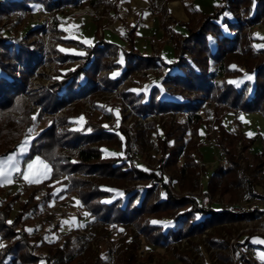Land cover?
<instances>
[{
  "label": "trees",
  "instance_id": "obj_1",
  "mask_svg": "<svg viewBox=\"0 0 264 264\" xmlns=\"http://www.w3.org/2000/svg\"><path fill=\"white\" fill-rule=\"evenodd\" d=\"M32 1L41 2L54 14L61 11V6L75 0H0V20L11 12L27 11ZM217 5L216 11L212 9L202 14L201 20H185L183 29L163 23L164 34L171 36L172 55L168 59L159 52L140 53L137 50L135 20L122 28L120 36L127 40L125 44L104 35L96 34L93 41L86 43L66 31L56 34L55 42L77 46L82 52L53 49L63 66L50 76L47 84L38 88L31 86V77L43 59L41 42L33 38L39 27L15 36L0 32V153L26 137L32 119L30 106L34 103L44 123L31 137L26 155L28 158L40 155L50 161L49 179L68 172L70 189L77 187L81 200L96 217L90 221L91 225L96 226L100 221L133 223L141 234L156 244H169L179 236L202 233L212 227L214 232H210L208 238L220 260L210 264H229L231 254L221 250L227 241L220 235L221 229L227 221L258 215L261 210L257 206L241 211L223 206L202 207L189 192L171 194L165 180H162L163 190H159L155 179L160 170L137 162L132 152L127 151L126 157L101 158L107 143L118 142L127 150L130 138L122 124L103 123L100 118L74 124L69 111L47 117L48 113L73 100L92 99L95 93L112 91L132 73L145 68L159 73L164 65L167 69L160 79L152 80L146 88L133 90L128 85L120 92L139 114L185 112L184 119L170 125L161 138L162 147L169 150L165 160L169 168L176 166L178 156L184 154V162L178 165V170L184 172L182 188L192 186L199 172V163L189 153L195 140L186 138L184 133L189 123L196 131L202 120H212L218 131L216 139L224 147L230 163L225 168L218 163L208 172L209 191L213 195L229 191L230 196L236 198L246 180L252 186L243 172L245 169L252 171L255 166L241 167L233 145L241 138L244 147L250 146L255 136H246L238 126L226 128L221 119L230 110L258 111L264 117V46L254 47L246 29L247 25L264 17V0H221ZM240 11L242 18L237 14ZM192 12L197 14L196 9ZM164 20L162 18V22ZM202 105L206 116L198 110ZM170 138L172 142L167 146ZM263 155L264 144L254 153V159L262 161ZM77 172L85 173L86 177L78 176ZM260 177L264 184V174ZM112 188L121 189L120 195L104 200L103 196L111 194ZM251 191L254 195H262L255 189ZM16 194L0 203V264H75L81 249H85V263L93 260L87 255V247L84 248L85 234L82 232H66L57 243L47 241L43 230L28 232L23 222L32 216L38 202L27 193L11 214ZM41 222L50 225L46 220ZM256 235L247 234L239 243L264 249V243L253 242ZM259 240L264 241L263 238ZM132 247L133 240L125 245L120 243L115 264H135ZM178 257L185 264L192 263L187 251L179 252ZM98 261L110 264L103 257L94 264ZM238 264L257 262L244 251Z\"/></svg>",
  "mask_w": 264,
  "mask_h": 264
},
{
  "label": "rangeland",
  "instance_id": "obj_2",
  "mask_svg": "<svg viewBox=\"0 0 264 264\" xmlns=\"http://www.w3.org/2000/svg\"><path fill=\"white\" fill-rule=\"evenodd\" d=\"M93 1L94 3H91ZM221 0H75L61 6V11H56L54 14L45 8L41 2H29L28 10H20L19 12H11L10 15L3 16L0 20V32L8 35H19L27 32L29 29L39 27L38 31L34 32L33 38L40 40L42 45V61L31 77V86L37 87L41 84H47L50 76L52 77L56 71L60 70L63 64H59L56 53L53 49L70 52H82L81 48L74 45L64 44L63 42H55L56 34L64 31L66 33L77 36L87 43L94 40L95 35H104L119 44L127 43L120 34L123 26H128L130 20H135L137 26L134 30V45L140 53L159 52L165 58H169L171 52L169 34H164V24L169 27L183 29V22L194 19V22L202 19V14L210 13L213 9L219 8L217 5ZM83 8L87 10H94L98 8L99 12L95 17L76 16L73 15V10ZM196 9V13H193ZM226 12H229L227 9ZM239 18L243 17V13L237 12ZM164 18V22H162ZM144 28V29H142ZM142 29V30H141ZM250 34V42L254 47L264 46V17L254 23L246 26ZM63 30V31H62ZM139 30V31H138ZM139 40V42H137ZM19 66V64H18ZM164 65L161 66L159 73L145 68L132 73L130 78L122 80V82L110 92L95 93L93 98H84L78 101H71L66 106L61 107L53 113H48V116L54 117L64 114L69 111L74 120V124H82L87 120H95L100 118L103 123L111 125H118L119 123L125 126L128 130L127 150L123 149L120 143H107L102 150L101 158L121 156L126 157V152H132L134 159L137 162L149 165L150 168L159 169L158 177L155 183L159 190H163V181L167 182V188L171 194H178L181 192H189L198 202V190L207 188L212 197V206L218 208L219 206L226 207L233 201L240 198L244 190H253L261 192L264 195V184L261 180V175L264 174V155L261 159H254V153H257L263 148L264 140H260L258 131L253 133L255 136L250 146L244 147L242 139H237L233 145V152L238 157L239 165L246 167L247 165L255 166L250 171L245 169L243 174L249 181H245L237 193L236 198L230 196L229 191L222 194H211L209 191L207 178L208 172L216 166L221 164L223 168L230 163L226 158L224 147L216 139L217 127L213 125L212 120H202L197 125L196 131L191 129L189 123L187 131L184 133L186 138L195 140L193 147L189 148V153L197 161L199 172L196 180L192 186L181 187L184 182L183 174L178 170V165L184 162V154L181 153L177 160L176 166L168 167L165 163L168 156V149L162 147L161 138L165 135V130L177 121L184 119V111L175 110L173 112H151L145 115L139 114L131 107L130 101L124 97L120 92L122 88L130 86L133 90L139 88H146L152 80L160 79L162 73L166 71ZM135 81V82H133ZM184 93H187L184 91ZM27 100V96H25ZM82 101V102H81ZM69 106V107H67ZM30 108L31 120L29 122L28 134L20 142H17L10 150L0 153V161H7L9 156H14L15 161L18 162L21 172L12 173L11 183H0V203L5 199L16 194V197L11 203V214L17 208V202L24 198L25 194L31 193L32 199L38 202L35 206V212L31 217L26 218L23 222L24 227L28 232L44 231V238L52 243L60 242L66 232H82L85 234V241H83L84 248L87 247V255L93 259L91 262L84 261L85 249H81L77 256L75 264H94L95 260L105 259L110 264H115V255L117 254V246L120 243L127 244L134 241L132 252L136 256L135 264H185L178 257L179 252L187 251L190 253L191 262L186 264H210L219 262V257L215 253L216 248L211 245L209 241V233L214 232L212 227H208L202 233H193L191 235L179 236L177 239H172L169 244H156L141 234L133 223L121 224L109 222H99L96 226L91 225L90 221L96 219L90 210L85 206L81 200L78 191L70 189V176L68 172H61L59 176L49 179L50 172L46 178L42 177L40 182L28 183L23 179V173L27 170V164L34 161L37 157L47 163L50 167V161L42 158L40 155H35L28 158L26 152L28 150L29 141L33 134L38 129L43 127L44 120L37 115V105L32 104ZM203 116H206L204 105L198 109ZM246 110L226 111L222 116V123L226 128L238 126L246 136L254 126L259 129V124H250L251 122L243 121L254 119L259 120L264 124L263 118L257 114L243 113ZM260 113V112H259ZM262 115V114H261ZM82 118V119H81ZM153 120V121H152ZM237 121V122H236ZM250 125V126H249ZM248 129V131H247ZM262 130V129H261ZM171 138L167 141V146L171 144ZM23 145L25 151L21 154L20 149ZM223 159L222 162L219 158ZM161 159V161H159ZM0 167L8 169L10 165L7 163L0 164ZM231 170L230 172H232ZM78 176L86 177L85 173L77 172ZM121 189L112 188L111 194L103 196L104 200H111L119 196ZM261 195H254L253 198L244 205L246 210L251 206L260 207ZM251 220H261L263 215L259 213L254 217H246ZM227 221L222 227L220 235L226 239V246L221 247L224 252L231 254L229 264H238L240 254L247 250L242 249L240 240L251 232L241 230L244 223L242 220ZM46 220L50 225L41 222ZM57 222V223H56ZM253 222V221H251ZM131 228V229H130ZM256 238H263L264 234L258 233ZM83 239V238H82ZM232 239V240H231ZM82 242V240H81ZM249 253V252H248ZM250 255V254H249ZM251 256V255H250ZM256 260L257 264H264L263 247L255 248V254L251 256ZM95 264H102L100 261Z\"/></svg>",
  "mask_w": 264,
  "mask_h": 264
},
{
  "label": "built area",
  "instance_id": "obj_3",
  "mask_svg": "<svg viewBox=\"0 0 264 264\" xmlns=\"http://www.w3.org/2000/svg\"><path fill=\"white\" fill-rule=\"evenodd\" d=\"M99 10L98 8H95L94 10H87V9H83V8H75L73 10V15L76 16H90V17H95L98 14ZM221 158V156L219 157ZM222 162L223 159H220ZM225 163V162H224ZM254 194L252 193L251 190H244L241 195L240 198L237 201H233L230 204H228V208L235 210V211H241L244 209V205L247 204L248 201H250L253 198ZM260 199V207H258L261 210V214L263 215V218H261V220H251L250 218H244L242 219L244 221L241 230H245V231H250L251 234H258V233H262L264 234V195H261L259 197ZM212 197L209 194L208 190L206 187H204L201 190H198V203L200 206L202 207H207L209 205H212ZM253 221V222H251ZM232 240V239H231ZM242 245L240 246V251L242 249H245L249 252V254L251 256H253L255 254V247L248 244V243H241Z\"/></svg>",
  "mask_w": 264,
  "mask_h": 264
},
{
  "label": "snow or ice",
  "instance_id": "obj_4",
  "mask_svg": "<svg viewBox=\"0 0 264 264\" xmlns=\"http://www.w3.org/2000/svg\"><path fill=\"white\" fill-rule=\"evenodd\" d=\"M87 43V41H85ZM250 78V77H249ZM82 119V118H81ZM25 151L23 145L21 146L20 152L21 154ZM15 161L14 156H9L7 161H0V164L7 163L10 165L8 169L0 167V183H11L12 182V173H20L21 169L19 163H13ZM50 172V167L47 163L37 157L34 161L27 164V170L22 174L23 179L28 183H36L40 182L42 177L46 178ZM122 195V194H121ZM158 223V222H153ZM253 242L264 243V241H260L259 238H254ZM2 246V245H0Z\"/></svg>",
  "mask_w": 264,
  "mask_h": 264
},
{
  "label": "crops",
  "instance_id": "obj_5",
  "mask_svg": "<svg viewBox=\"0 0 264 264\" xmlns=\"http://www.w3.org/2000/svg\"><path fill=\"white\" fill-rule=\"evenodd\" d=\"M138 28V27H137ZM136 28V29H137ZM142 29H144V28H142ZM141 29V30H142ZM139 31V30H138ZM137 42H139V40H137ZM140 43V42H139ZM170 54H171V52H170ZM170 56V55H169ZM243 113H245V112H242L241 114H240V116L242 117V114ZM248 113H251V114H257V116H260L261 118H263L262 120H264V117H263V115H261V113H258V111L257 112H248ZM244 120L243 121H245L246 123L247 122H251L250 124H259V126H261L259 129H257L255 126H254V128L251 130V132L250 133H248V135H253V133H255V132H257L258 133V135L256 136V138H255V140H257V138H258V136H259V138H260V140H264V124L263 123H260L259 122V120H257V119H254V122L253 121H251V120H246L244 117H242ZM250 126V125H249ZM262 129V130H261ZM247 131H248V129H247Z\"/></svg>",
  "mask_w": 264,
  "mask_h": 264
}]
</instances>
